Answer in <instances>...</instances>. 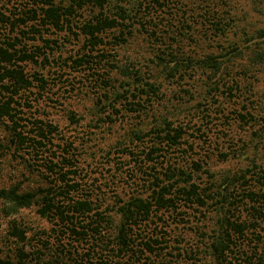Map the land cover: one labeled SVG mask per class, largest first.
Wrapping results in <instances>:
<instances>
[{
    "label": "trees",
    "instance_id": "16d2710c",
    "mask_svg": "<svg viewBox=\"0 0 264 264\" xmlns=\"http://www.w3.org/2000/svg\"><path fill=\"white\" fill-rule=\"evenodd\" d=\"M243 2L248 6L246 11L239 7ZM86 4L91 5L94 13L77 25L72 16ZM197 7L201 14L194 18ZM187 18L196 23L200 19L201 26L209 28L215 37L211 39L216 42L215 51L197 57L186 54L181 41L192 33ZM261 19L263 22L264 0H72L69 5L56 0H0V120L7 124L11 133L6 148L14 156L28 150L35 159L47 160L45 170L48 174L44 178L49 184L29 190L19 185L1 189L0 213L12 216L37 204L39 215L53 221L58 235H63L58 237L56 248L45 241L31 252L26 249L28 232L15 220L9 229V235L18 245L15 258L3 259L0 264H141L147 252L158 253L164 247L153 238L142 239L136 244L132 237L134 228L148 223L157 213H177L180 194L183 200L199 208L207 206L209 201L219 205L215 209L221 216L216 224L218 228L213 229L207 244L217 263L264 264V246L258 247L264 241V168L258 167L253 160V168L248 170L251 177L247 179L246 174H242L234 179V183L240 182L242 200L250 206L247 217L236 216L228 206L234 205L228 202V195L222 194L223 197L214 202L218 195L202 194L193 182L194 174L180 169V145L187 134L183 126L175 125L168 115L149 128L144 127L143 122L146 114L163 101L160 98L165 84L180 85L190 72H195L205 80L207 97L231 105L240 126L254 128L250 143L257 149H264V103L259 100L256 89L258 76L264 70ZM74 28H79L88 49L71 57L69 68L85 65L87 68L106 60L109 70L116 71L124 79L114 100L122 99L125 109L136 114L137 119L141 118L138 127L130 133L132 141L148 148L146 156L151 169L156 170L154 165L160 157L165 164L164 172L150 174L151 193L148 196L132 197L120 206L111 207L108 213L100 210L90 193L81 196L84 189L76 178L78 172L72 158L62 157L64 162L59 164V161L43 157L46 152L43 149L52 142L57 125L35 119L29 129L28 117H24L23 109L33 106L31 94L40 99L50 85L44 73H30L28 64L51 66L42 47L34 43L29 46L26 38L36 41L37 36L41 38L43 32L51 29L77 36ZM139 36L147 37L155 46L145 72L133 63L119 64L109 50L124 46ZM108 37L112 41L107 42ZM90 68L97 75L96 82H106L108 89L104 96L109 100L111 83L107 84L105 77L101 79L99 70ZM97 100L101 102L100 96ZM100 105L98 108L99 104H95L94 116H106L114 123L111 118L119 108L116 102ZM220 106L217 104V108ZM69 120L78 124L81 118L73 111ZM98 121L105 123L103 117ZM192 164L196 172L203 171L210 176L199 162ZM253 175L257 176L261 190L251 187ZM230 178L224 180L228 181L225 190L233 184ZM182 182L184 186H180ZM217 193L221 194L218 190ZM227 194L230 193L227 191ZM113 212L119 222L114 220ZM250 240L256 241L257 248L248 244Z\"/></svg>",
    "mask_w": 264,
    "mask_h": 264
},
{
    "label": "rangeland",
    "instance_id": "374dc122",
    "mask_svg": "<svg viewBox=\"0 0 264 264\" xmlns=\"http://www.w3.org/2000/svg\"><path fill=\"white\" fill-rule=\"evenodd\" d=\"M56 2L69 5L72 0H56ZM239 7L245 11L248 8L244 2ZM93 10L91 5L86 4L78 14L72 16V21L80 25L92 17ZM200 10L199 7L196 8L194 18H198L201 14ZM262 20L259 25L264 27ZM188 23L192 25V33L188 39L181 41L186 54L197 57L215 51L216 42L211 40L215 37L211 31H208L209 28L205 25L201 26L200 19L197 23L188 19ZM78 29L74 28L78 33L77 36L51 29L43 32L41 38L37 36L36 41L26 38L25 42L29 43V46L34 43L42 47L49 57L51 66L28 64L27 70L30 73L36 71L44 73L50 85L40 99H35V94H31L33 106H26L23 111L24 117H28L26 123L29 129L35 119L57 125V132L52 142L43 149L46 150L43 157L54 159L55 162L59 161V164L64 162L62 157L72 158L78 172L76 178L84 189L80 193L81 196L90 193L95 203L100 205V210L108 213V209L120 206L132 197L148 196L151 193L150 174L157 175L164 172L165 164L160 157L154 165L156 170L151 169L146 156L148 148L137 141H132L130 133L138 127L141 118L137 119L136 114L127 111L126 103L122 99L114 100L124 79L116 71L109 70L110 66H106L108 62L104 60L100 64L90 66L99 70L101 79L105 77L107 84L111 83L112 95L109 100L104 96L108 89L106 82L101 80L96 82L97 75L93 74L92 68L88 69L90 66L69 68L72 65L71 57L81 55L88 49L85 37ZM106 41H112V38L108 37ZM151 49H155V46L147 40V37L139 36L124 46L109 50L119 64L133 63L145 72ZM258 79L257 95L264 103V70L261 71ZM206 91L205 80L195 72H190L180 85L165 84L160 98L163 101L156 104L155 110L146 114L144 127L155 126L159 119L167 115L172 117L171 120L175 125H182L187 134L184 135L180 145V169L194 174L193 182L202 194L218 195L215 196L214 202L221 199L222 194L228 195V202H234L232 206L228 204L231 213L247 217L250 206L242 200L240 182L234 183V179L242 174H246L249 179L251 173L248 170L253 168V160H256L258 167L264 168V149L261 147L257 149L250 143L254 128L241 127L234 118L233 107L223 103L221 99L207 97ZM98 96L101 102L97 100ZM102 102H116L119 107L118 113L113 114L111 118L114 123H111L106 116H94L95 104H99L98 108H100L104 105H100ZM217 104L222 106L217 108ZM73 111L81 118L78 124L69 120ZM99 117H103L105 123L98 121ZM6 125L0 120V144L3 145V149L0 150V190L18 185L25 190L48 186V180L44 178V175L48 174L45 170L48 161L44 158L35 159L28 150L19 151L16 156L8 152L6 146L11 133ZM194 162L203 165V170H208L210 176L203 171L196 172L192 164ZM254 175L250 185L255 191L261 190L257 176ZM228 176L231 177L229 180H232L233 184L225 190L226 186L228 188V181L224 182V180ZM184 185L183 182L180 183V186ZM217 190L221 194H218ZM227 191L230 194H227ZM218 206L209 201L207 206L199 208L196 204L183 200L180 194V208L177 213H157L148 223L134 228L132 237L136 244L142 239L153 238L162 242L164 247V250L158 253L147 252L140 263L220 264L207 247L213 236V229L218 228L216 224L221 217L215 210ZM38 209L39 206L35 204L12 216L0 213V261L15 258L18 245L15 238L9 235V229L15 220L28 232L26 243L28 251H35L45 241H48L50 246L57 247L58 237L63 235H58L60 234L57 233L58 227L53 221L41 217ZM112 214L114 220L119 222L118 216L114 212ZM248 244L257 248L254 240L248 241ZM262 245L264 246V241L258 247ZM261 252L263 250H260ZM133 261L135 262L134 259Z\"/></svg>",
    "mask_w": 264,
    "mask_h": 264
}]
</instances>
